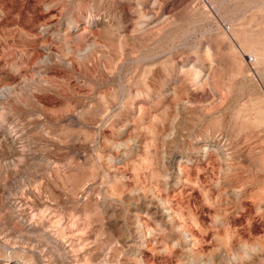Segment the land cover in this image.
Wrapping results in <instances>:
<instances>
[{"label":"rangeland","instance_id":"rangeland-1","mask_svg":"<svg viewBox=\"0 0 264 264\" xmlns=\"http://www.w3.org/2000/svg\"><path fill=\"white\" fill-rule=\"evenodd\" d=\"M258 45L264 0H0V256L264 264Z\"/></svg>","mask_w":264,"mask_h":264},{"label":"bare ground","instance_id":"bare-ground-1","mask_svg":"<svg viewBox=\"0 0 264 264\" xmlns=\"http://www.w3.org/2000/svg\"><path fill=\"white\" fill-rule=\"evenodd\" d=\"M241 43V42H240ZM247 50H249L250 51V54L251 55H253V57H255L256 59H259L261 62H263L264 63V56H263V51H264V48L263 47H260V45H258V46H255V47H251V46H248L247 47ZM240 62L242 63V60H240ZM259 119L262 121V122H264V111L260 114V116H259ZM171 134V133H170ZM3 197H2V195L0 194V204H2V203H4L3 202ZM3 206V205H2ZM1 207V206H0ZM9 208H10V210H11V213H13V212H16V208H15V204H11L10 206H9ZM18 208V207H17ZM22 215V214H21ZM24 216V215H23ZM29 218V217H28ZM40 218H42V217H40ZM24 219V218H23ZM22 218H21V216L18 214V215H16V217H12V216H10L9 217V220H10V222L12 223V225H11V229L13 230V232L15 231V232H20V233H22V234H25V235H27V234H29V235H34V231L35 230H37V228H35L33 225L34 224H36V223H34L33 225H32V221L30 220L28 223H25V221L23 220ZM27 219V218H26ZM76 219V218H75ZM74 219V217L72 218H69L68 220L66 219V221H61L62 219H59V218H56V217H52V218H50V219H48V220H50L51 222H50V224L54 227V230H55V228H56V230H57V234H59V236H60V238H62V237H66V236H78L79 237V242L76 244L77 246H78V248L80 249L79 251H81V250H84V244L86 243L85 241V236L84 235H86L85 234V229H84V225L83 226H80V224H76V220ZM29 220V219H28ZM33 220V219H32ZM40 220H38V222H39ZM44 221V220H43ZM45 223V222H44ZM47 223V222H46ZM49 223V222H48ZM37 225V224H36ZM35 225V226H36ZM41 227H43V226H41ZM45 227H46V224H45ZM44 228V227H43ZM10 229V230H11ZM46 229V228H45ZM41 230H43V229H41ZM35 232H37V231H35ZM40 232V231H39ZM50 232V231H49ZM48 232V233H49ZM10 233V232H9ZM38 233V232H37ZM43 234H44V232H43ZM42 234V235H43ZM47 234V233H46ZM7 235V234H6ZM11 235L13 236V234H12V232H11ZM19 235V234H18ZM24 235V236H25ZM36 235V234H35ZM9 236V235H8ZM7 236V237H8ZM15 236V235H14ZM21 236V235H20ZM23 236V235H22ZM23 236V237H24ZM37 236V235H36ZM52 236V235H51ZM7 237H5V238H7ZM37 237H39V236H37ZM42 237V236H41ZM49 237H50V235H49ZM48 236H46V240L51 244H49L47 241V243L49 244V245H47V248L52 252V253H56V254H58L59 253V250H57L58 249V247L56 246V243L54 242V241H52L50 238H49ZM5 238H4V240H5ZM11 238H13V237H11ZM25 238V237H24ZM23 238V239H24ZM28 238V237H27ZM32 238V237H31ZM34 238V237H33ZM40 238V237H39ZM8 239H9V237H8ZM14 239H15V237H14ZM43 239V240H42ZM42 241H43V243L45 242L44 240V238L42 237ZM53 239V238H52ZM63 239V238H62ZM40 240V239H39ZM67 240H68V238H67ZM85 240V241H84ZM8 241V240H7ZM60 241H61V239H60ZM10 242V241H9ZM45 242V243H46ZM40 243V242H39ZM11 245H13V244H11ZM71 245V243L69 244V246ZM15 246V245H14ZM72 246V245H71ZM2 247H4V245L2 246ZM1 247V248H2ZM11 247H13V246H11ZM5 248V247H4ZM62 248V247H61ZM69 249V248H68ZM8 250V249H7ZM56 251H58V253L56 252ZM72 251V250H71ZM73 252V251H72ZM82 252V251H81ZM89 252V251H88ZM61 253V252H60ZM69 253H70V251H69ZM1 254V253H0ZM6 254V253H5ZM20 254V253H19ZM18 254V255H19ZM62 254V253H61ZM85 254V253H84ZM3 255V254H2ZM60 255V254H59ZM63 255V254H62ZM54 256H56V255H54ZM58 256V255H57ZM57 256H56V258H57ZM24 258V257H23ZM22 260V259H21ZM21 260H19V259H17V258H14V259H6V258H3V257H1L0 256V264H29L26 260L25 261H21ZM84 260H86L87 261V259H86V257L84 258ZM85 262V261H84ZM104 264V263H103Z\"/></svg>","mask_w":264,"mask_h":264}]
</instances>
